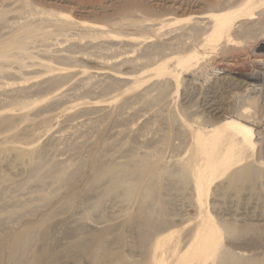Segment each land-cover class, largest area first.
Listing matches in <instances>:
<instances>
[{
  "label": "bare ground",
  "instance_id": "6f19581e",
  "mask_svg": "<svg viewBox=\"0 0 264 264\" xmlns=\"http://www.w3.org/2000/svg\"><path fill=\"white\" fill-rule=\"evenodd\" d=\"M127 3L133 11L148 10L141 0H127ZM203 3L204 11L188 18L178 19L175 12H170L167 14L169 18L156 25L120 24L117 29L126 30L120 39H116L120 35L118 32L111 31L105 25L74 22L62 15L52 16L49 12L30 8L25 0H18L16 6L8 10L6 5L5 11L4 7L0 8V107L3 106L0 110V132L7 134L0 141L8 144L9 139L28 128L33 134V140L28 143L9 142L0 147L2 162H6L14 171L26 170L29 173L16 188L7 191L3 187L0 190V232L9 230L19 217L26 214V211H21L22 208L31 206L29 209H33L35 199L28 194L30 190L46 188L55 193L60 189V183L76 170L73 163L80 161L79 151L91 147L89 143L94 124L110 119L106 136L92 143L101 151L93 161L99 165L95 172L98 182L90 189L88 198L78 203L77 213H82L84 206L90 205L101 211L108 204V208L113 209L119 207L117 205L126 206L124 210L122 207L120 209L129 213L131 201H137L128 228L130 233L131 228L135 230L134 239L143 253V264H264V218L258 219L259 222L263 221L260 229H254L252 224H248L249 221L244 224L242 218L233 219L230 216L232 221L242 222L240 226H235L222 217L219 220L214 218L206 207L213 183L219 181L222 186H229L250 177L255 178L257 167L253 162V126L260 129L264 122V88L259 96L247 97L243 95L246 89L241 86L244 80L263 81L264 84V55L256 53H264V0H203ZM183 5L189 6L187 3ZM163 26L168 28L159 35V44L154 47V44L147 45L149 42H145L146 38L137 44L145 45L146 57L152 49V56L154 53L163 57L160 65L154 69L157 78L170 75L162 83L167 86L174 84L177 90L180 83L194 85L199 80L205 83L208 72L215 70H223L243 79L238 81L227 77L209 82L205 93L208 98L209 94L212 97L209 100L203 97L201 102L209 121L200 124L193 122L195 126L185 124L183 131L180 126L173 129L168 138L167 149L170 153L167 156L153 148L149 152V148L143 146L148 133L131 127L130 108L111 107L117 95L94 101L81 100L88 95L105 96L121 83L131 80L133 76L113 69L118 57L123 56L122 63H131V56L126 55L127 50L122 52V46L138 42L132 38L134 34L131 31H159ZM81 33H93L89 35L93 39L81 43L73 41V36ZM116 40L121 45L113 46L114 55H98L97 52L105 50L106 46L107 50L110 49L111 41ZM83 48L93 50L98 55L96 62L105 69L75 68V62L80 54L83 55ZM207 58L208 61L205 60ZM169 67L171 71L168 72ZM147 72L137 71L136 82L149 81ZM13 79L19 82H12ZM57 84H64L65 87L55 89ZM220 84H224L223 90ZM157 89H160V98L166 96L164 84H159ZM225 90L243 92L236 97L234 104L229 103V119L222 115L226 111L218 95ZM255 104H258L257 115L250 110V106ZM15 118L19 120V127L15 125ZM131 133L135 135V142H129L124 147V139ZM48 135L50 142L57 144L56 147L62 145V148L54 147L56 150L50 152L48 147H39L37 141ZM148 135L154 143L159 142L157 132ZM117 137L124 142L117 141ZM160 138L163 142L162 136ZM181 146H186L184 155L175 153ZM172 185L176 190L188 193L192 198L189 205L195 212V218L186 222L181 234L176 230L170 231L172 221L157 197L162 186L171 190ZM13 210L18 211L8 213ZM59 217L60 214H54L50 219L56 221ZM66 219L70 220L72 216ZM96 227L104 228L106 222H98ZM17 247L14 246L12 254L16 251L17 256L21 257L25 252ZM12 264L32 262L26 257Z\"/></svg>",
  "mask_w": 264,
  "mask_h": 264
},
{
  "label": "rangeland",
  "instance_id": "374dc122",
  "mask_svg": "<svg viewBox=\"0 0 264 264\" xmlns=\"http://www.w3.org/2000/svg\"><path fill=\"white\" fill-rule=\"evenodd\" d=\"M13 1L15 3H13ZM17 1L18 0H0V8L4 7L5 11V7L7 5L6 10H8L13 6H16ZM141 1L142 4L148 8L147 11L131 10L130 6H128L127 0H25V2L29 4L30 8L37 9L38 11L40 10V12L43 13L49 12L52 16L62 15L70 18V20L74 22L105 25L111 31L118 32L120 34L116 37V39H120L126 34V30L121 31L119 28L117 29V27H119L118 25L120 24L134 23V25L141 26L143 24L156 25L169 18L167 14L170 12L171 14L175 12V16L178 19H183L196 15L204 11L202 9L205 8L203 0ZM186 3L189 5L188 7L183 5ZM156 28L158 29L159 27L156 26ZM167 28V26H163V28H161L159 31L153 29H140L139 32L137 31V33L131 31V34H134L132 35V38H135L138 42H132L131 45L128 46H122V52H126L127 50L126 55L131 56L129 60H131V63H133L134 66L131 65L130 62V65L128 63H122V56L117 58V60L119 59V62L117 61L115 64L116 67H113V69L115 71L117 70L118 73L120 72L130 77L133 76V78L128 80V82L130 81L129 83H121L120 85L123 87L118 85L116 89L105 96L98 97L96 95H88L91 97L89 98L85 96L81 99H91L94 101L108 99L117 95V100L112 102L111 107L124 108L126 106L127 108H130L132 115L131 127L134 130H139L140 132L144 133L146 131L145 134L157 132L160 143H154L151 140L150 135L147 134L148 137L144 141L145 144H143V146L148 147L149 150H147L149 152L151 151L150 149L153 148L158 153L160 152V154H165V156L169 155L170 153L167 149L169 144L168 138L175 128L178 129L180 126L181 129H179L183 131L184 127L182 126L185 124L195 126V124L206 123L209 121V115L204 112L201 107L203 97H206L207 100L212 97V95L209 94L208 98V94L205 93V89L210 85L209 82L212 83L217 79H226L227 77H232L238 81L243 80L241 77L230 75L226 71L215 70L208 72L205 83H203L201 80L194 82V85L180 83V86L177 90L175 87L176 85L174 86V84L167 86L166 83H162L170 75H163L157 78V76L154 74V69L160 65L163 57L161 55L156 56L154 53L152 56V48L150 52L148 51L150 54H148L146 57L147 52H144L145 45L143 46L137 44L141 43L139 41H143L146 38L145 42H149L146 44H154L152 45V47H154L160 42L159 35H162V32H165ZM50 30L52 31L53 29L50 28ZM91 34L93 35V33ZM138 34L140 35L138 36ZM89 35H85L84 33L77 34L76 36L78 38L73 36V41L81 43L80 41L85 42L87 40H92L93 38H91ZM99 40L101 39H98L97 41ZM116 42L120 41H111L112 47L109 46L110 49L107 50L108 47L106 46L105 50L99 51L100 53L97 52L98 55L101 54L103 57H108L109 53L110 55H114V53H112L114 47L116 48L121 45L120 43ZM116 44L118 45L116 46ZM88 50L89 49L85 48L82 49L83 55L80 54L77 62H75V68L93 69V67H100L105 69L104 66H100V64L96 62L98 55L93 53V50ZM137 50L139 52H137ZM249 50H252V48H249ZM85 52L88 53V55H84L86 54ZM256 53L264 55V53L260 51ZM205 60L208 61L209 58ZM135 61L136 63H134ZM120 62L126 66L121 65ZM144 63L146 64L145 66ZM53 64L57 66L61 65V63L56 64V62H53ZM138 66L142 68L140 69ZM137 71H139V73L142 71H148L146 74L149 76V81L143 80L142 82H136V79L134 78H137L139 75ZM169 71H171L170 67L168 68V72ZM13 80L11 81L19 82L18 80ZM159 84H164L166 86V91L164 93L166 96H163L162 98L159 97L160 89H157ZM245 85L248 87L246 88ZM223 86L224 84H220L222 90ZM64 87V84H57L55 89L60 90ZM241 88L246 89V93L240 92L238 90H225L223 92H219V99L221 100L226 111L222 114L224 118L229 119L231 117L230 108L228 106L229 103H235L236 97L238 98L241 93H243V95L245 94L247 97L259 96L261 94L260 92L263 91L264 84L263 81L244 80V84H242ZM144 92L145 96L143 95ZM131 102L133 104H131ZM183 104L184 106H182ZM257 106L258 104L250 106V110L255 112L256 115L258 114ZM162 107L165 108L163 109ZM193 122H195V124ZM110 124V119H104L103 122H99V124L95 123L94 127L91 126L93 127V136L89 143V146L91 145V147L79 151V156L81 159L79 162L73 163V166L76 170L71 176H67L63 182L60 183V189L58 191L52 193L50 189L43 188L40 191H34V189H32L30 192H28V194H30V196L35 199V202L32 205L33 209H29L31 206L22 208L21 211H26V214L22 217H19L16 223L9 230L0 232V264L18 263L20 259H24L26 257L30 259L32 264H143V253H141V250L135 241L136 238L134 239V237H136L135 230L131 228L130 233V229L128 228L129 224L131 223V214H133L135 208L137 207V201L136 203L135 201H131V205L128 206L129 213L122 211L126 208V206L123 207L117 205L119 207H114L113 209L112 207L108 208L109 204L102 207L101 211L96 210L95 208L93 209V207L89 205L88 207H82V213L76 212L78 211V203L88 198L90 189H92L98 182V177H95V172L99 165L95 164L93 161L98 155H100L101 151L99 152V150H97L92 145V143H94L97 138H104L106 136V131ZM15 125L19 127V120H15ZM147 128L150 129H148V132ZM259 128L260 129H258L256 126H253V130L255 132V136L253 138L255 142V155L253 157V162L257 167L254 176L255 178L250 177L246 180L235 182L229 186H222V182L219 181L215 182L212 184L210 188L211 190L209 191L208 197L206 199V207H208L209 212H211L214 218L219 220L222 217V219H226L227 221L235 224V226H240L242 222H235L234 220L232 221V218H242V220H244V224H247V221H249L248 224H252L253 228L255 227L254 229H260L259 225H261L263 221L259 222L258 219L264 218V122H262V125H260ZM151 130L152 132L150 133ZM31 131L32 130L30 128L22 131V134L19 133V135H17L15 138L9 139L7 141L8 144L9 142L28 143L32 141L33 134ZM2 133L0 132V138H3L5 135H7ZM161 136L163 138V142L161 141ZM120 138L121 137H117L115 139L118 141L121 140ZM124 140L126 142L124 147H126L129 142H135V135L131 133V135L127 136V138ZM124 140L121 141L124 142ZM8 144H6L5 141H0V147ZM37 144L39 147L42 146L46 149L48 147L50 152L52 150L54 151V149L58 147H56L57 144L49 141V135L38 140ZM154 144L159 148L157 146L156 148ZM183 146L177 149V152L175 153L184 155L186 152V146ZM59 147L61 149L62 145H59ZM160 149L164 151H160ZM129 171L131 172V168ZM28 176V171H14L6 162H2V160H0V190L4 187L7 189V191H10L16 188L18 184L21 181L23 182ZM173 186L174 185H172L171 190H168L167 186L166 188L162 186V190L158 191L157 197L159 202L161 201L160 205L164 208L168 218L171 219L170 222L172 221L170 224V231L176 230L178 231V234H181V228L186 225L188 220L195 218V212L189 205L192 198H190L188 193L186 191H178ZM22 190L26 191V189ZM134 205L136 206L134 207ZM112 209L117 210L118 212L113 211ZM16 211L18 210L9 211L8 213H13ZM54 214H60V217L56 221H51L50 218H52ZM70 215L72 216V219L67 220L66 218H68ZM103 220L106 222V227L97 228L96 224L98 222H102ZM16 245H18L17 249L22 248L21 250L25 252V254L21 257L17 256L16 251L14 254H12V251H14L13 248Z\"/></svg>",
  "mask_w": 264,
  "mask_h": 264
}]
</instances>
